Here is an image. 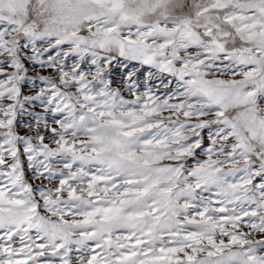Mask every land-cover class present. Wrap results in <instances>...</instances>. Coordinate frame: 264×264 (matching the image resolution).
I'll use <instances>...</instances> for the list:
<instances>
[{
	"label": "snow or ice",
	"instance_id": "obj_1",
	"mask_svg": "<svg viewBox=\"0 0 264 264\" xmlns=\"http://www.w3.org/2000/svg\"><path fill=\"white\" fill-rule=\"evenodd\" d=\"M0 264H264V0H0Z\"/></svg>",
	"mask_w": 264,
	"mask_h": 264
}]
</instances>
